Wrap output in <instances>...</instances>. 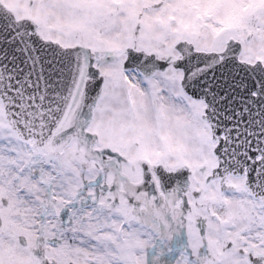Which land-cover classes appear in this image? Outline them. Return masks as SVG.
I'll return each mask as SVG.
<instances>
[{"label": "snow or ice", "instance_id": "obj_1", "mask_svg": "<svg viewBox=\"0 0 264 264\" xmlns=\"http://www.w3.org/2000/svg\"><path fill=\"white\" fill-rule=\"evenodd\" d=\"M0 264H264V0H0Z\"/></svg>", "mask_w": 264, "mask_h": 264}]
</instances>
